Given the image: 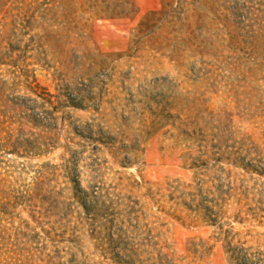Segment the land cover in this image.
Segmentation results:
<instances>
[{"label":"rangeland","instance_id":"rangeland-1","mask_svg":"<svg viewBox=\"0 0 264 264\" xmlns=\"http://www.w3.org/2000/svg\"><path fill=\"white\" fill-rule=\"evenodd\" d=\"M234 159L264 171V0H0V264H264Z\"/></svg>","mask_w":264,"mask_h":264},{"label":"trees","instance_id":"trees-1","mask_svg":"<svg viewBox=\"0 0 264 264\" xmlns=\"http://www.w3.org/2000/svg\"><path fill=\"white\" fill-rule=\"evenodd\" d=\"M229 165L232 164L233 168L241 169L244 174H251L256 173L257 175L264 176V171L260 170V172H257L255 166L252 165L250 162L245 163L243 159H234V161H229ZM263 171V172H262ZM226 185H219L215 187V193H212L210 191L207 192V194L214 196L215 198L212 200H209L207 203H197L196 197L200 196L202 193V190L199 189V191H196V196L194 195H188V197L191 198L190 206H187L188 212H191L196 215L197 218L202 223H205L207 226L211 228H218L219 225L217 223L218 220L222 218V216L225 215V211H223V208L229 203L232 199L235 200V206H239L243 201H248L249 191L248 190H242V184L238 185V181L234 179L231 181V174L228 172L226 174L225 179ZM243 181H240L242 183ZM222 187H225L224 189ZM184 205V204H183ZM193 208V209H192ZM238 216V215H237ZM236 216V217H237ZM226 254L231 253L229 249V243H226L225 247ZM233 258V257H232ZM235 260V259H234ZM241 264V263H239ZM246 264V263H244Z\"/></svg>","mask_w":264,"mask_h":264}]
</instances>
